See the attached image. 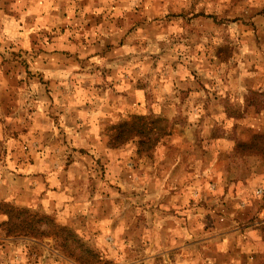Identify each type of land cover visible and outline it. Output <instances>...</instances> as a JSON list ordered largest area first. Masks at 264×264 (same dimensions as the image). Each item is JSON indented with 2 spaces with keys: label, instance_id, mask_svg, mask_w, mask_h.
I'll return each instance as SVG.
<instances>
[{
  "label": "rangeland",
  "instance_id": "rangeland-1",
  "mask_svg": "<svg viewBox=\"0 0 264 264\" xmlns=\"http://www.w3.org/2000/svg\"><path fill=\"white\" fill-rule=\"evenodd\" d=\"M130 1L6 2L0 264H264V0Z\"/></svg>",
  "mask_w": 264,
  "mask_h": 264
},
{
  "label": "crops",
  "instance_id": "crops-1",
  "mask_svg": "<svg viewBox=\"0 0 264 264\" xmlns=\"http://www.w3.org/2000/svg\"><path fill=\"white\" fill-rule=\"evenodd\" d=\"M16 2H19L21 3L22 2V7L21 8H26L27 9V12L25 15H31L32 13L30 12V10H33V9H41V8H45V7H48L50 8L52 5H46V3H49V2H52V1H55V0H15ZM26 1V2H25ZM58 1H61V0H58ZM123 3L122 4H119V7L123 8V7H126V2L127 3H131L130 0H121ZM141 0H134V5L138 2H140ZM10 3L12 6H15L12 2V0H0V20L3 21L4 18H14L16 15H13L12 13H6L4 11V9H6L7 6V3ZM17 6H20V5H17ZM16 7V6H15ZM52 7L55 8V5H53ZM20 16L22 14H19ZM16 19V18H15ZM14 19V21H15ZM13 21V20H12ZM13 21V23H14Z\"/></svg>",
  "mask_w": 264,
  "mask_h": 264
}]
</instances>
